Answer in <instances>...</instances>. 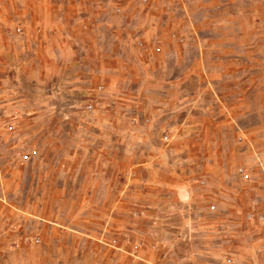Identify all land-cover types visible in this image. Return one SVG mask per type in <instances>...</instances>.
Returning a JSON list of instances; mask_svg holds the SVG:
<instances>
[{
    "label": "rangeland",
    "instance_id": "1",
    "mask_svg": "<svg viewBox=\"0 0 264 264\" xmlns=\"http://www.w3.org/2000/svg\"><path fill=\"white\" fill-rule=\"evenodd\" d=\"M32 1L0 0V264H255L245 231L264 224L248 219L263 196L250 198L249 159L229 167L228 188L195 187V204L190 189L176 200L157 189L171 172L205 178L186 167L184 140L162 147L172 117L227 116L211 150L264 149V0H80L77 25L91 16L97 32L68 45L62 19L42 8L59 0H34L36 22ZM67 47L82 61L70 64ZM75 67L86 91L64 85ZM98 86L97 117L64 106ZM221 195L235 218L220 219ZM162 208L183 219L158 236Z\"/></svg>",
    "mask_w": 264,
    "mask_h": 264
},
{
    "label": "crops",
    "instance_id": "2",
    "mask_svg": "<svg viewBox=\"0 0 264 264\" xmlns=\"http://www.w3.org/2000/svg\"><path fill=\"white\" fill-rule=\"evenodd\" d=\"M32 17L34 18L35 22L39 19L34 17L36 15V12H39L40 10L35 8L34 5V0L32 1ZM114 5H112V10ZM85 6L80 2V0H77L75 2L71 0H59L58 5L53 4V5H47V6H42L44 9L43 11L46 13L50 12V19L52 22L56 19L61 20L62 23L65 26V31L66 34L64 38V44L68 45L71 44L73 41L71 40L76 39V41H81L83 40L86 43H92L93 37L92 33L93 31L97 32V20L94 19L90 16V22L82 21V27L86 28V30H81L80 26L77 25V21L83 18V15H79V12H84L85 9H83ZM35 8V10H34ZM89 10V9H88ZM87 10V11H88ZM46 17V16H45ZM85 17V16H84ZM70 21H69V20ZM72 19V20H71ZM75 20V21H74ZM73 21V22H71ZM89 21V20H88ZM97 27H93L92 25ZM54 28V26H52ZM83 35H81L80 33ZM51 34V33H50ZM70 40H69V39ZM61 39V41H62ZM44 44L49 43L47 38H43L42 41ZM45 47V46H44ZM46 48V47H45ZM45 48L43 50H45ZM39 49V48H38ZM35 52H39V50H34ZM34 52V54H35ZM62 53L66 54L67 59L70 60V64L74 62H79L82 61L83 57L77 59V57L74 56L73 50H71L69 47L63 48ZM37 54V53H36ZM43 59L44 62L46 60H49L48 54L43 53ZM82 53L81 55L83 56ZM89 55V53H87ZM48 57V59H47ZM105 63V64H104ZM112 60L107 58L106 61L103 62V66L106 67L107 72H109L110 67H112ZM45 66V64H43ZM79 69L77 67L75 68H70L67 69L63 74L61 75H70L69 77L64 78V85L68 86L69 88L71 87L73 90H79V91H86L88 89V86H92L93 83L92 81L87 83L85 82L82 78V74H79ZM52 75L53 72H47L45 75ZM109 74V73H108ZM189 76V75H188ZM104 77V76H102ZM176 81H168L166 84V87L168 88H174ZM169 84V85H168ZM161 101V100H160ZM196 118L194 116L187 115V117L182 120H178L176 117H172L166 122V126L164 127L165 130L169 132V139L167 143L163 142L162 147L166 145L165 147H175L177 146V142H173L175 138L177 139H182L186 143L185 149L184 150L186 153V167H205L204 173L202 176H205V178L200 177L198 180L196 179L195 181H192L193 183H190V178H185L182 177L180 174L178 175L175 172H171L167 176L161 177L160 183H159V188L157 189L160 193L163 194L165 193H170L173 195L174 200H176L175 196H180L181 189L187 188L190 190H187V193L189 195V201L192 202V204L196 203V198L200 196L194 195L193 192H195V187H200L199 184L203 182V187H218L225 189L226 187L228 188L229 185H225L230 183L226 178H223L224 174L227 173L230 169L229 167H240L242 166V161L245 160L244 156L249 159L250 162L255 166V169L253 170V174L255 173V179L251 181L248 184V187L253 188L254 191H251L250 193V198H255L257 197L260 198L259 196H263L261 199V203L257 204V211H260L259 213H264V190H262V193H259V189H264V149H255L252 147V150L250 152H245L243 153L240 150L233 149V150H228L226 152H221L218 149L216 150H211V144L213 141H217L220 139V132H221V126L226 125L227 123L230 125L233 120L227 116H222V117H213V116H203L202 118H197V123L195 122ZM235 122V121H234ZM236 123V122H235ZM197 126V130H195V126ZM163 129H159L160 134ZM162 139V138H161ZM182 147V144H178V146ZM217 145V144H216ZM215 145V146H216ZM214 146V148H215ZM175 152H178V149L173 148ZM163 161V159H162ZM161 162V160H160ZM257 162L259 165H257ZM263 163V164H262ZM263 165V166H262ZM181 171V169L179 170ZM215 176L217 179H215ZM243 177V175H242ZM247 177V176H245ZM237 186V181L235 182V185L233 187ZM193 187V188H191ZM206 188V189H207ZM166 189H170V191H165ZM159 193V194H160ZM223 196V197H221ZM219 198L222 200V198L225 199L224 202H221L220 207H222L223 211L225 212V215H222L220 219H233L235 218L236 214V209H229L231 206V203L227 201V196L221 195ZM234 201L242 203V194L238 193L234 195ZM156 203H165L164 200H156ZM159 214H157L158 219L156 221L158 222L156 226H159L157 229L158 230V236L162 235L164 233L165 229L168 227L167 222L169 220H174V222L177 223L178 227L180 228L181 226V221L183 217H180L178 213H170L168 214V211L165 209H161ZM167 212V213H166ZM178 214V215H177ZM195 218V217H194ZM198 219V218H195ZM209 229H206V237L210 236V233L208 231ZM242 232V230H241ZM246 232V233H245ZM245 232V235L248 237H251V254L252 256L255 255V264H264V224L257 226V227H251L248 228ZM237 241V240H236ZM236 245V243L234 244ZM235 251H240V248L235 246ZM241 252V251H240ZM241 254L237 255V259H241L240 257ZM253 258V257H252ZM162 263V260H160Z\"/></svg>",
    "mask_w": 264,
    "mask_h": 264
},
{
    "label": "built area",
    "instance_id": "3",
    "mask_svg": "<svg viewBox=\"0 0 264 264\" xmlns=\"http://www.w3.org/2000/svg\"><path fill=\"white\" fill-rule=\"evenodd\" d=\"M165 3H169V4H178L179 0H163ZM104 90L103 86H98L97 87V95H91L89 96L87 99H77V98H73L70 96H67L64 98V106L67 107L69 110L73 109L75 106L76 101H78L80 103V106L77 108L79 111V114L81 115H85V116H90V117H97V113H99L100 110H102V108H99L98 105L102 104V102L100 101V97L98 95V92H101ZM72 99V100H71ZM110 105L107 104L104 107H106V109L110 108ZM240 173L243 176H247V174L245 173V171L243 169H240ZM248 219L254 220L256 222H262L264 221V214L263 213H259V214H251L248 216ZM38 241V240H35Z\"/></svg>",
    "mask_w": 264,
    "mask_h": 264
}]
</instances>
